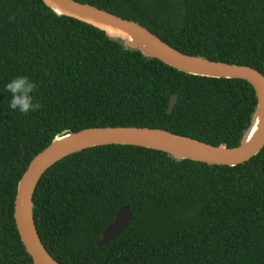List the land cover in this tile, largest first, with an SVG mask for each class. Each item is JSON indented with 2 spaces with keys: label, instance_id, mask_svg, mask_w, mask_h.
<instances>
[{
  "label": "trees",
  "instance_id": "obj_1",
  "mask_svg": "<svg viewBox=\"0 0 264 264\" xmlns=\"http://www.w3.org/2000/svg\"><path fill=\"white\" fill-rule=\"evenodd\" d=\"M76 1L187 55L264 75V0ZM17 75L37 82V112L9 108L4 84ZM257 103L245 80L181 72L43 0H0V264H34L14 217L18 184L58 136L143 127L233 148ZM33 203L41 240L61 264H264V149L230 167L137 146L89 148L51 167ZM123 206L128 225L98 247Z\"/></svg>",
  "mask_w": 264,
  "mask_h": 264
},
{
  "label": "water",
  "instance_id": "obj_2",
  "mask_svg": "<svg viewBox=\"0 0 264 264\" xmlns=\"http://www.w3.org/2000/svg\"><path fill=\"white\" fill-rule=\"evenodd\" d=\"M59 16H66L105 32L120 40L126 49L155 58L181 72L215 79H242L257 95V107L251 125L237 147L214 146L164 129L143 127H101L58 136L29 164L18 184L14 217L21 240L34 264H61L48 252L36 225L34 194L44 174L64 158L85 149L107 145H129L162 151L176 160H192L209 165L236 167L249 162L264 149V75L249 66L217 62L178 51L139 24L111 12L76 0H43ZM178 96L171 97L168 114L176 107ZM132 218L129 206H123L115 220L104 230L96 244L102 247L115 240Z\"/></svg>",
  "mask_w": 264,
  "mask_h": 264
},
{
  "label": "clouds",
  "instance_id": "obj_3",
  "mask_svg": "<svg viewBox=\"0 0 264 264\" xmlns=\"http://www.w3.org/2000/svg\"><path fill=\"white\" fill-rule=\"evenodd\" d=\"M4 90L10 94L9 108L22 114L34 113L43 107L36 99L37 82L27 75H17L4 84Z\"/></svg>",
  "mask_w": 264,
  "mask_h": 264
}]
</instances>
